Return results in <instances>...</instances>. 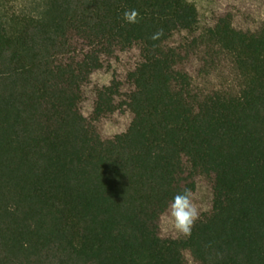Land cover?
<instances>
[{"label":"trees","instance_id":"trees-1","mask_svg":"<svg viewBox=\"0 0 264 264\" xmlns=\"http://www.w3.org/2000/svg\"><path fill=\"white\" fill-rule=\"evenodd\" d=\"M0 264H264V0H0Z\"/></svg>","mask_w":264,"mask_h":264},{"label":"clouds","instance_id":"clouds-1","mask_svg":"<svg viewBox=\"0 0 264 264\" xmlns=\"http://www.w3.org/2000/svg\"><path fill=\"white\" fill-rule=\"evenodd\" d=\"M138 13L135 10L125 11L124 19L128 23H136ZM154 39L157 37H153ZM171 216L174 218L175 228L184 235L191 234V228L198 217V211L192 203V192L184 190L173 197L170 205Z\"/></svg>","mask_w":264,"mask_h":264},{"label":"rangeland","instance_id":"rangeland-1","mask_svg":"<svg viewBox=\"0 0 264 264\" xmlns=\"http://www.w3.org/2000/svg\"><path fill=\"white\" fill-rule=\"evenodd\" d=\"M191 1L197 5L203 18H206L210 15V0H191Z\"/></svg>","mask_w":264,"mask_h":264}]
</instances>
